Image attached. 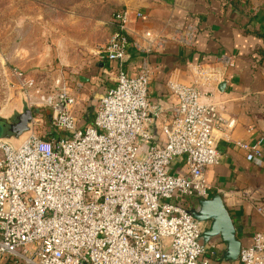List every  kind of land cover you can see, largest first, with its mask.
<instances>
[{
	"label": "built area",
	"instance_id": "1",
	"mask_svg": "<svg viewBox=\"0 0 264 264\" xmlns=\"http://www.w3.org/2000/svg\"><path fill=\"white\" fill-rule=\"evenodd\" d=\"M112 21L117 30L98 55L118 67L93 122L81 129L77 97L56 86L43 106L51 110L50 127L65 135L45 137L33 129L17 148L0 143V264H210L216 255L215 247L202 244L204 224L187 201L209 198L206 169L221 158L214 132L226 135L236 121L205 102L197 82H170L177 102L163 122L161 146L150 126L166 111L149 103L152 70L144 61L137 75L126 73L127 13H115ZM177 32L178 43L194 44L193 26ZM217 62L233 65L229 56ZM193 68L202 86L219 77L212 68ZM263 142L236 145L255 162ZM182 159L187 175L171 171ZM240 197L264 217L263 198L249 190ZM239 261L264 264L263 233L254 234Z\"/></svg>",
	"mask_w": 264,
	"mask_h": 264
},
{
	"label": "crops",
	"instance_id": "2",
	"mask_svg": "<svg viewBox=\"0 0 264 264\" xmlns=\"http://www.w3.org/2000/svg\"><path fill=\"white\" fill-rule=\"evenodd\" d=\"M109 4L111 12L104 34L97 42L86 45L85 52L75 50L70 58L64 51L57 54L53 47V63L48 70L60 72L55 87L65 86L77 97L74 113L79 126L82 129L90 125L94 119L91 111L113 86L112 78L118 67L98 53L117 30L113 15L126 12L131 46L123 69L129 76H135L146 61L152 70L149 103L161 105L166 111L150 126L161 146L163 122L177 102L169 92L170 82L185 86L197 82L204 93L203 100L216 104L224 117L236 121L226 135L221 130L214 132L221 158L217 166L206 169L211 187L209 198L187 201V207L190 212L198 211L201 202L220 198L228 221L223 218L215 225L210 218L215 216L214 210H204V220L196 219L204 224L205 237L201 242L206 247H215L216 255L210 264H241V250L252 245L255 233L264 234V217L240 197L242 191L249 190L264 199V142L262 158L255 162H248L246 152L236 145L238 142L253 145L264 139V0H110ZM137 13L142 18H137ZM189 25L195 30L191 46L175 40L177 31ZM147 32L151 33V39L145 37ZM160 39H164L163 46H158ZM135 42L140 44L139 49L134 47ZM223 56L231 57L233 65L225 67L217 62ZM194 66L212 68L219 77L202 86ZM171 171L187 175L184 160L172 165ZM226 223L233 233H227L224 239ZM209 231L212 232L206 235Z\"/></svg>",
	"mask_w": 264,
	"mask_h": 264
},
{
	"label": "rangeland",
	"instance_id": "3",
	"mask_svg": "<svg viewBox=\"0 0 264 264\" xmlns=\"http://www.w3.org/2000/svg\"><path fill=\"white\" fill-rule=\"evenodd\" d=\"M109 1L0 0V113L20 110L25 101L33 113V129L45 134L51 110L43 100L60 77L48 70L53 47L73 58L75 50L85 52L86 45L100 40L111 12Z\"/></svg>",
	"mask_w": 264,
	"mask_h": 264
},
{
	"label": "water",
	"instance_id": "4",
	"mask_svg": "<svg viewBox=\"0 0 264 264\" xmlns=\"http://www.w3.org/2000/svg\"><path fill=\"white\" fill-rule=\"evenodd\" d=\"M33 133V113L24 101L22 103V109L15 110L10 114L0 113V143H5L13 148L19 147L27 138ZM212 208L215 216L210 217L214 220L215 225L222 222L223 218L226 219L223 206L219 197L214 198L211 201H203L200 203L198 211L190 212V214L197 220H204V210ZM225 226V231L222 232V237L226 239L228 235L232 234V230L229 224ZM228 227V228H227ZM228 229V230H227ZM212 230V229H211ZM212 231L206 233L209 235ZM205 235H201L204 238ZM228 240V239H227Z\"/></svg>",
	"mask_w": 264,
	"mask_h": 264
},
{
	"label": "trees",
	"instance_id": "5",
	"mask_svg": "<svg viewBox=\"0 0 264 264\" xmlns=\"http://www.w3.org/2000/svg\"><path fill=\"white\" fill-rule=\"evenodd\" d=\"M50 122V121H49ZM46 131H45V137H60V136H63L65 135L64 133L62 132H59V131H56V130H53L51 127H50V124L47 125L46 127Z\"/></svg>",
	"mask_w": 264,
	"mask_h": 264
}]
</instances>
